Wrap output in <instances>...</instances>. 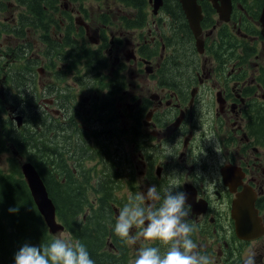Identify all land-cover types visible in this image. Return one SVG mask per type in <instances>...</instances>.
<instances>
[{"label":"flooded vegetation","instance_id":"obj_1","mask_svg":"<svg viewBox=\"0 0 264 264\" xmlns=\"http://www.w3.org/2000/svg\"><path fill=\"white\" fill-rule=\"evenodd\" d=\"M148 1L144 24L133 29L125 27V19L135 18L136 9L123 2L98 3L100 9L93 20L90 11L87 16L79 9L72 14L67 12L68 20L64 22L62 18L61 22L64 25L71 18L76 41L80 40L78 27L87 26L93 32L95 47L88 44L92 60L88 66L84 60L80 65L64 61L56 67L60 74L55 77L56 83L48 85L53 80L51 76L43 81L41 91L62 94L68 90V98L57 97L54 101L58 106L54 112L61 115L82 112L73 90L98 96V100H90L94 113L102 116L113 112L108 118L87 124L92 127V146L98 143L97 159L102 169L112 159L106 148L111 134L107 137L102 127H110L112 132L121 120L126 134L128 117L131 143L127 144L135 151L129 155L125 149L122 156L132 169L136 159L140 193L152 185L159 190L179 184L175 191L186 193L191 205L188 220L195 226L193 239L214 264H244L250 252L255 254L256 264H264V137L256 128L257 122L264 120V39L258 22L260 13L254 18L258 3L231 0L230 17L225 21L210 0H199L201 32L195 36L178 0H161L156 10ZM116 15L121 16L120 26H109L105 18L110 16L116 24ZM228 33L242 40L241 44L235 42L236 53L225 50L230 48L224 40ZM198 39L201 49L197 47ZM189 43L190 52L179 48ZM246 45L255 52L249 59ZM174 48H178L175 55ZM113 51L115 60L104 75L102 69L108 67ZM128 65L134 75L147 80L146 86L153 82L156 91L143 84L140 90L144 91L131 95L134 103L113 104L116 93L123 98ZM176 66L180 67L177 72L172 69ZM67 70L73 76V84L64 80ZM79 71L83 75H74ZM45 103L43 110L49 114L47 105L53 104V99H46ZM75 126L81 127L79 123ZM97 134L100 140L95 139ZM216 141L219 153L215 151ZM83 172L80 173L84 175ZM237 197H253L259 218L257 224L248 222L240 232L242 237L237 235L231 215L232 202ZM132 231L135 236L139 229ZM138 243L139 248L152 245L166 251V246L158 241L140 238Z\"/></svg>","mask_w":264,"mask_h":264},{"label":"trees","instance_id":"obj_2","mask_svg":"<svg viewBox=\"0 0 264 264\" xmlns=\"http://www.w3.org/2000/svg\"><path fill=\"white\" fill-rule=\"evenodd\" d=\"M70 1L79 3L80 7L86 1L108 5L112 2L119 4L123 2L127 7L135 8L137 12L135 18L126 16L125 27L128 29L138 28L146 20L144 15V10L147 8L146 0ZM256 1L258 5L254 13L255 19L262 5L261 0ZM13 2L20 6V9L12 17V22L0 20V38H11L12 44H6V49H0V53L10 57L8 61L2 58L3 62L7 61L8 65H11L7 69L6 82H3L5 88L10 87L14 81L17 82V91H15L17 93L13 94L15 96L13 100L19 106L23 125L19 128L15 125L5 127L4 121L0 120L2 129L0 152L5 150V141H7L19 157H24L26 161L34 165L45 184L49 198L55 205L57 222L63 225L64 231L70 235L74 244L79 242L86 247L95 264H128L126 244L114 233L116 212L113 205L109 207L113 187H109L106 192L104 189L100 191L101 194L97 195L94 208H90L89 202L92 198L90 199L86 194L91 187L89 180L93 175L89 173V169L85 168L82 160L93 158L97 152L94 151L88 139L83 137V130L79 134L80 129L77 126L71 127L72 119L58 120L34 103L37 85H34L32 79L36 72L33 67H30L31 61L44 57L47 58L45 67L54 68L52 66L54 62L51 60L57 56L67 62L84 60L85 65L88 66L93 53L84 39L83 28L78 27L77 35L80 40L76 41L71 18L69 17L70 22L64 25L61 22L62 14L59 13L60 18L55 19V15L60 12L61 0H15ZM5 5L6 2L0 0L1 12H4L2 10L6 8ZM79 11L83 15L88 14V9L84 5ZM86 16L83 18L88 19ZM116 16L118 17L116 24L110 21V16L105 18L109 26L118 24L120 26L121 16ZM226 35L229 36L224 39L225 45L230 48L225 50L236 53V43L241 44L242 40L232 33ZM246 46L248 51L246 58L249 59L255 52L251 51V46ZM179 48L188 53L192 45L184 44ZM177 51L178 48H174L173 55ZM175 59L177 57L173 60ZM183 66L182 64L181 67ZM172 69L177 72L176 70L179 71L180 67L176 66ZM56 74L58 75L54 69L53 80L48 84L50 87L56 83ZM159 74L163 76L162 72ZM74 75H83V73L79 71ZM173 78L176 79V77ZM27 80L33 88V96L30 99L33 107L29 105L27 95L22 94L26 90L19 88L27 86ZM55 94L56 97L68 98V90L62 94L59 92ZM66 115H74V112L69 111ZM256 128L264 137V120L257 122ZM63 132L67 134L66 137ZM72 134L76 136L74 141H72ZM68 163L73 165L69 166ZM9 164L12 167L10 172H3L0 169V264H15V254L25 244L40 247L54 241L53 235L48 231L43 217L31 199L29 188L16 164V158L10 159ZM82 170L84 175L80 173ZM12 207L18 208V211L9 212V208Z\"/></svg>","mask_w":264,"mask_h":264},{"label":"rangeland","instance_id":"obj_3","mask_svg":"<svg viewBox=\"0 0 264 264\" xmlns=\"http://www.w3.org/2000/svg\"><path fill=\"white\" fill-rule=\"evenodd\" d=\"M6 2L5 5V9L2 10L4 12L0 11V20H7L12 22V17H14V15H16V12L18 9H20V6L16 5L13 1L15 0H4ZM63 3V5L60 6V10L62 13V18H64V22L68 20L67 18V12L69 13H74L75 11H77L78 9H81V7L84 5L85 8L88 9V12L90 11L92 14V17L95 16L98 11H99V2L96 1H86L81 7L80 4L77 2H71L70 0H62L61 1ZM102 4V3H99ZM66 12V13H63ZM60 12H58L55 15V19H58V17L60 18ZM8 17V18H7ZM75 17V16H74ZM94 19V17L92 18V20ZM87 20V19H85ZM92 32V31H91ZM90 32L89 27L86 29H83V34H84V39L85 41L91 46V47H95L94 43V37L92 35V33ZM6 44H12L11 42V38H0V49H6ZM36 44V43H35ZM116 52L113 51L112 56L110 57V61H109V65L107 68H105L104 70L102 69V73L104 75L109 73V67H110V62H112L113 60H115V54ZM33 54V53H32ZM31 56V55H28ZM4 57L5 60L8 61V56H5V54L0 53V120L4 121V125L3 126H7V125H15L16 128H19L23 125V116H21L22 114L19 111V106L18 104H15V101L13 100L15 98V96H13V94L17 93L15 91H17V82L14 81V83H12V85L10 87H6L5 88V83L6 82V73H7V69L8 67H10L11 65H8L7 61L2 60V58ZM119 57V56H117ZM47 60V58L44 57H39L37 61H34L32 63V66L30 65V67H33L36 74L35 76H33V80H34V85L36 84V88H37V93L35 95L36 100H35V105L40 106L41 108L44 107L45 100L46 99H53V104L51 105H47V109L50 112V116L52 117H56L58 120L62 119V120H70L72 119V123L73 124L71 127H76L75 124L79 123L81 125V127H78L80 129V132H82L83 130V137H85L86 139H88L89 143H91V141H94L93 138L90 137L91 133H92V127L87 125L89 123H93L94 120H97L99 118H108L112 115L113 112L109 111V113H106L102 116L98 115L97 113H94L93 110H91V104H90V100L92 98H96L97 100L99 99L98 96L96 94H94L93 92H88V91H75L73 90V97H77V102H79V109L82 112H79V114H75V115H61L59 113H56L54 111H56V109H58L57 103L54 102L56 101V94L55 93H44L42 90V83L45 80H49L51 76H53V70L56 69V67L58 65H62V63L65 61L61 58H58L57 56L53 57L51 62H54V64L52 65L54 68H47L45 67V61ZM71 62L73 60H70ZM74 62V61H73ZM75 62L80 65V60H75ZM37 70V71H36ZM82 72V71H81ZM134 70L130 67V65H128V70L126 72L125 75H127V86H125V91L123 93V98L121 99V96H119L120 93H116V95L114 96V101L113 104H120V103H134L135 100L131 99V95L135 94L137 95L139 92L144 91V90H140V86H145L147 87L148 90L152 91H156L155 87H154V83L150 82L147 84L146 86V81L145 79H140V77H137L136 75H134ZM57 75V74H56ZM58 75H60L58 73ZM65 75H67L66 77H64L67 83L73 84L74 83V79L72 74L67 70V72L65 73ZM4 81V82H3ZM21 89L26 90L24 93H22L23 95H27L28 97V103L30 106H32V104L30 103V99L33 96V88L30 87V85L28 84V80H27V86L24 87H19ZM146 90V89H145ZM204 91H207V87L204 88ZM71 98V96H70ZM33 107V106H32ZM36 107V106H35ZM53 111V112H52ZM118 111V109H117ZM52 112V113H51ZM19 118V119H18ZM130 119L127 117V122L128 123V129H127V133L125 134V131L123 130V128L125 126L122 125V121L119 120V122H117V126L115 127V130H110V127H102V131H107V137H109L108 135H110V140L106 142L107 147L110 150V155L112 157L110 165H106V167L104 169H102V163H100L97 159L98 157V153L91 159L86 158L83 161V165L85 166L86 169L90 170V174L93 175L91 177V180H89V185L91 186L90 189L87 190L86 194L87 197H89L90 199L92 198V201L89 202L90 204V208H94L96 207V202L97 199V195H100V191L102 189L106 190L109 187H113L112 190V194L111 199H110V206H114L115 208V212H116V219L118 218V214L119 211L122 209V207L127 204L129 202V198L139 194L140 191L138 189V180L136 178V159H133V163L132 166L134 167V169H132L129 165V163H126L125 158L122 156V151L123 154L125 149H127L129 155H131L135 150L131 149V147H129V145L127 143H131V132H130ZM98 124V123H97ZM122 130V131H121ZM0 131H2V129L0 128ZM64 134V132H63ZM103 133H101L102 135ZM67 134H64V137H66ZM88 136V137H87ZM97 138H95L96 140H100L101 137L99 134H97L96 136ZM106 137V138H107ZM122 139V142L124 143V146H120V140ZM76 140V136L74 134H72V141ZM9 141V140H8ZM93 149H95V151L97 150L96 148L98 147V143L96 142V145H93ZM133 150V151H132ZM15 149L13 148V146L5 141V150L0 152V169L3 172H10L12 170L10 163V159L16 158V164H18L19 166V170L21 172V162L26 161V159L24 157H19V155L17 154V152L15 153ZM69 166H72L73 164L68 163ZM79 180H82L79 178ZM107 183V185L105 184ZM83 185V184H82ZM138 190H137V189ZM98 198V197H97ZM96 199V200H95ZM133 233V231L131 230L130 235ZM51 234V233H50ZM137 233H135L136 236ZM53 239H57V238H63L67 241H69L70 243L74 244L73 239L70 237L69 234H67L66 231H58L57 233H53ZM139 239L140 237H137L136 243L135 244H129L126 241H124V243L127 246V252H128V263L129 264H133L134 259L136 258L138 251H139ZM144 243V242H143ZM142 243V244H143ZM142 246V245H141Z\"/></svg>","mask_w":264,"mask_h":264},{"label":"clouds","instance_id":"obj_4","mask_svg":"<svg viewBox=\"0 0 264 264\" xmlns=\"http://www.w3.org/2000/svg\"><path fill=\"white\" fill-rule=\"evenodd\" d=\"M215 151L219 153V142ZM180 185L173 183L163 189L152 185L146 191L129 198L119 211L114 233L129 244L137 237L145 241L160 242L166 246L148 245L139 249L133 264H214L193 239L195 226L188 220L191 205L184 192L175 191ZM18 208H9L15 213ZM139 229L136 236L130 235ZM15 264H95L86 247L63 238H57L46 246L23 245L15 254ZM244 264H256L255 254L249 253Z\"/></svg>","mask_w":264,"mask_h":264},{"label":"water","instance_id":"obj_5","mask_svg":"<svg viewBox=\"0 0 264 264\" xmlns=\"http://www.w3.org/2000/svg\"><path fill=\"white\" fill-rule=\"evenodd\" d=\"M180 2L183 13H185L188 20V25L195 36H198L201 32V26L199 24L202 18V12L199 0H178ZM214 7H217V10L221 13V18L225 21H228L231 13V0H210ZM220 1V3H219ZM148 2H153L154 10L157 9V6L162 2L161 0H149ZM261 12L258 17V22L260 23V34H262L264 39V0H262ZM200 39L197 41V47L201 49ZM19 119V118H18ZM21 166V175H23L24 180L29 188L30 194L32 196L37 211L42 215L44 222L46 223L49 232L51 234L57 233L58 231L63 230V225L57 222L55 205L51 198H49L44 182L38 175V171L32 163L29 161H23L20 163ZM249 200V201H248ZM248 201V202H247ZM232 205V218L236 226L237 235L241 236V230L248 225V222L257 224L259 218L255 214V209L253 207V197L246 199L245 197H237L233 200ZM253 224V225H255ZM262 233V232H261ZM259 233L257 236H259ZM252 236H256L255 234ZM242 237V236H241ZM249 237V236H248ZM247 237V238H248Z\"/></svg>","mask_w":264,"mask_h":264}]
</instances>
